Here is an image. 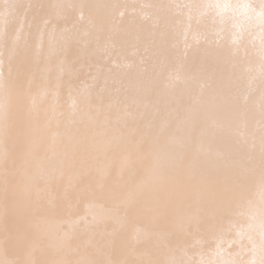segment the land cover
I'll use <instances>...</instances> for the list:
<instances>
[{
    "label": "bare ground",
    "instance_id": "6f19581e",
    "mask_svg": "<svg viewBox=\"0 0 264 264\" xmlns=\"http://www.w3.org/2000/svg\"><path fill=\"white\" fill-rule=\"evenodd\" d=\"M0 264H264V0H0Z\"/></svg>",
    "mask_w": 264,
    "mask_h": 264
}]
</instances>
